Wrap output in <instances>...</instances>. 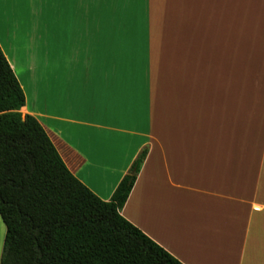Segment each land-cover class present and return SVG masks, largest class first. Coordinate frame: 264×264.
<instances>
[{"label":"crops","instance_id":"1","mask_svg":"<svg viewBox=\"0 0 264 264\" xmlns=\"http://www.w3.org/2000/svg\"><path fill=\"white\" fill-rule=\"evenodd\" d=\"M0 49L69 172L181 264H264V0H0ZM6 228L0 218V257Z\"/></svg>","mask_w":264,"mask_h":264},{"label":"trees","instance_id":"2","mask_svg":"<svg viewBox=\"0 0 264 264\" xmlns=\"http://www.w3.org/2000/svg\"><path fill=\"white\" fill-rule=\"evenodd\" d=\"M24 104L0 49V264H181L120 214L147 151L103 202L69 172L40 124L21 114Z\"/></svg>","mask_w":264,"mask_h":264},{"label":"rangeland","instance_id":"3","mask_svg":"<svg viewBox=\"0 0 264 264\" xmlns=\"http://www.w3.org/2000/svg\"><path fill=\"white\" fill-rule=\"evenodd\" d=\"M237 1L242 2L247 0ZM237 81L238 85L248 90V94L264 96V54L238 53Z\"/></svg>","mask_w":264,"mask_h":264}]
</instances>
